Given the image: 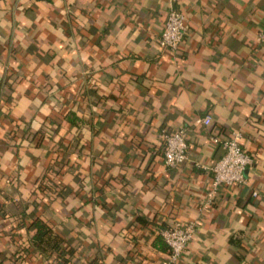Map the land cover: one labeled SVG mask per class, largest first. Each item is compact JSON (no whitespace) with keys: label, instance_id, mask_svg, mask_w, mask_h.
<instances>
[{"label":"crops","instance_id":"1","mask_svg":"<svg viewBox=\"0 0 264 264\" xmlns=\"http://www.w3.org/2000/svg\"><path fill=\"white\" fill-rule=\"evenodd\" d=\"M170 2L0 0V264H60L62 244L67 264H160L174 220L195 223L182 264H264V0H176L174 51ZM181 126L167 167L161 133ZM234 132L246 182L202 210L212 137Z\"/></svg>","mask_w":264,"mask_h":264},{"label":"built area","instance_id":"2","mask_svg":"<svg viewBox=\"0 0 264 264\" xmlns=\"http://www.w3.org/2000/svg\"><path fill=\"white\" fill-rule=\"evenodd\" d=\"M187 33V16L171 0L170 8L162 31L157 37V44L161 50L174 51L184 41ZM257 43L264 47V27L256 36ZM199 123L205 125L211 121L210 115L197 118ZM186 127L181 126L174 131H163L162 154L163 161L167 167H174L181 164L187 158L188 145L185 138ZM240 134L232 133L231 137L221 140L212 137L214 144L221 145L224 154L210 167L212 172L211 187L206 195V200L201 209H207L213 198L223 189L231 185H241L246 182L245 170L253 163L252 156L241 146L238 141ZM256 191L253 192L255 196ZM195 233L193 221L183 222L174 220L166 228L161 230V235L168 246L165 258L160 264H182L187 244Z\"/></svg>","mask_w":264,"mask_h":264},{"label":"trees","instance_id":"3","mask_svg":"<svg viewBox=\"0 0 264 264\" xmlns=\"http://www.w3.org/2000/svg\"><path fill=\"white\" fill-rule=\"evenodd\" d=\"M31 226H33V228H35L34 233L32 234V239L34 242H38L40 239H42L44 237V235L50 230L49 227L41 222L38 219H35L31 222ZM65 249H68V245L63 244L60 246V248L57 250V253L54 255L55 259H57L60 264H67L68 260H67V256H69L71 253V250H69V252H65Z\"/></svg>","mask_w":264,"mask_h":264},{"label":"water","instance_id":"4","mask_svg":"<svg viewBox=\"0 0 264 264\" xmlns=\"http://www.w3.org/2000/svg\"><path fill=\"white\" fill-rule=\"evenodd\" d=\"M245 172H246V170H245Z\"/></svg>","mask_w":264,"mask_h":264}]
</instances>
